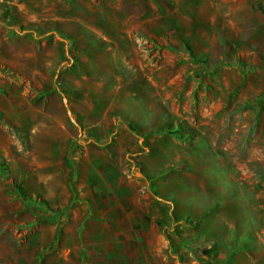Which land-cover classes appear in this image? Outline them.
<instances>
[{"label": "rangeland", "instance_id": "rangeland-1", "mask_svg": "<svg viewBox=\"0 0 264 264\" xmlns=\"http://www.w3.org/2000/svg\"><path fill=\"white\" fill-rule=\"evenodd\" d=\"M30 102L45 113H23ZM154 136L173 138V155L142 162ZM121 151L131 208L144 167L174 159L173 189L189 197L163 228L173 248L188 236L180 260L215 264L211 253L235 236L261 264L264 0H0V264H111L107 236L136 248L134 226L101 223L107 211L80 190L93 157ZM114 173L108 187L119 186ZM218 189L221 202L202 209Z\"/></svg>", "mask_w": 264, "mask_h": 264}, {"label": "crops", "instance_id": "crops-1", "mask_svg": "<svg viewBox=\"0 0 264 264\" xmlns=\"http://www.w3.org/2000/svg\"><path fill=\"white\" fill-rule=\"evenodd\" d=\"M61 48H63V46ZM34 79L36 78L34 77ZM37 92L38 93L34 94V96L41 95L45 99L44 92ZM248 94L249 92H239L240 97ZM33 111L45 113L41 106H34L31 102L28 107H23V113L25 114ZM57 112L59 113V111ZM32 119L35 118L33 117ZM32 119L30 120L29 125L34 129L44 131L47 128L62 127L61 121L60 123H57V119L52 123H46L42 120V123L38 122L37 124H35ZM122 132H125V129H120L119 133L121 134L117 136L119 140L122 139L120 138L123 134ZM164 140L166 142L162 143ZM173 141V138L168 136H154V138H151L150 142L146 140V144H144L146 152L143 155H140V160L142 159V162L149 161V164H152V159L156 162L159 154L162 155L164 153L165 156L173 155ZM77 148V146L73 147V156L72 159H70V163L74 169L79 165L83 166L84 162V158L82 154H79L80 150L78 151ZM119 149L123 150V147L121 146ZM121 154L122 151L113 159L109 156L108 159L110 160H108V162L105 159L95 161V158L93 157L91 161L93 162L94 170H92L91 174L85 175L87 178L84 183L80 182L81 194L86 198L87 207L91 210L102 209L107 211L108 215L105 216L106 220H102L104 218L102 215L101 223L107 225L110 224L112 226L114 224L118 226H134V233H132V235L136 242V248L132 247V244L129 242H125L124 244L119 243V246H115L113 243L115 239H111L108 236L104 238L108 249L110 248L108 257L111 256L113 259H111L110 263L115 264V261L117 262L119 260V264H187L186 260H180L179 258L191 254V251L188 248V241L186 240L188 236L185 235V239L179 237L181 241L187 244L185 247L173 248L170 246L171 237L168 236L167 231H165L166 228H163V226L174 222V209L182 207L181 200H185L189 197L184 196V193H186L185 190L182 189L181 192H179L173 189L177 183V180L174 179L177 176V173L172 169H169V167L173 164L174 159L171 158V162H168L166 159L164 163H160V165L157 166L155 164V167L153 168L152 165L144 167L147 171L145 173L146 176L140 178L143 185L140 184V188L136 186L139 190L136 189V192L133 195L134 206L131 208V201L127 199L125 187L126 184L128 185V182H132V179L121 163ZM111 160L114 161L112 162ZM111 171H113V173L115 171L114 176H116L119 181L118 187L115 185L112 187L107 186L110 182L109 176ZM178 171L181 172V170ZM215 172V170L210 168L205 171L203 177L206 178V185H213V180H210L209 177H215ZM181 173L191 175L186 169ZM153 175L161 177L162 179L152 180L151 178ZM217 184L220 185V182ZM203 193L208 194L205 190ZM215 193H217L215 202L213 200V202H211L206 196L203 198L202 201L206 204L202 209L216 208V204L221 202V190L218 189ZM116 214L119 216L117 219L115 218ZM213 221L216 223L219 221V218L216 217ZM202 222L203 221H200L199 224H202ZM181 224H183V222H181ZM202 236L203 241L210 239V234L207 232H202L201 237ZM225 241L227 242L225 243V246L220 245V248H215V251L211 253V257L216 258L215 262L217 264H259V260L254 259L250 253L239 245L237 237L229 236ZM213 246H210L211 249ZM130 256H132V259L129 258ZM211 257L208 256V259ZM209 261L211 262V260ZM260 263L264 264V258Z\"/></svg>", "mask_w": 264, "mask_h": 264}, {"label": "trees", "instance_id": "trees-1", "mask_svg": "<svg viewBox=\"0 0 264 264\" xmlns=\"http://www.w3.org/2000/svg\"><path fill=\"white\" fill-rule=\"evenodd\" d=\"M168 131H169V130H168ZM171 133H173V132H171ZM0 167H1V168H2V167H3V168L5 167L4 164H3L1 161H0ZM17 187H18L20 193H23V189H22L21 184H18Z\"/></svg>", "mask_w": 264, "mask_h": 264}]
</instances>
